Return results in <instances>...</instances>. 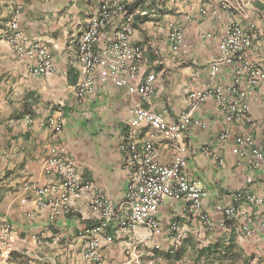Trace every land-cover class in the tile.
<instances>
[{"label": "crops", "instance_id": "obj_1", "mask_svg": "<svg viewBox=\"0 0 264 264\" xmlns=\"http://www.w3.org/2000/svg\"><path fill=\"white\" fill-rule=\"evenodd\" d=\"M238 1L133 0L140 7L132 12L131 21L134 17L141 20L135 22L130 42L142 49L144 58L131 84L137 87L153 73L149 98L96 82L92 94L79 99L75 92L80 78L75 46L101 0H0V222L11 225L10 234L0 227V264H93L83 257L86 231L93 226L86 206L91 194L72 199L74 215L51 221L45 206L56 195H39L37 190L58 184L55 176L45 173L46 158L57 146L74 158L83 181L114 201L120 198L134 171L123 151L128 143L140 150L144 143L151 142L155 159L170 163L172 143L151 127H130L135 105L162 114L166 120H176L192 111L193 92L205 88L225 92L228 86L237 84L246 92L250 119L228 121L213 94L192 111L183 133V174L208 191L206 210L216 223L213 231L192 220L181 202L165 200L157 214L162 229L159 237L145 239L142 228L114 237L111 242L105 241L110 231L96 235L103 264H151L155 246L160 250L178 247L188 235L200 247L207 246L229 233L221 218L212 214L215 202L226 201L227 194L244 189L264 198V160L256 163L248 147H243V155L232 153L239 136L251 137L253 148L263 144L264 82L250 86L245 75L232 65L222 67L213 79L209 74V63L219 54V42L232 23L249 29L252 44L245 57L264 72V0L250 2L245 10L247 19L235 10ZM16 11L21 45L27 48L37 43L46 49L54 65L52 74L31 75L28 66L34 58L13 54L6 39L8 23ZM142 12L147 15L141 16ZM122 23L112 21L98 47L109 42ZM169 24L183 34V46L176 52L167 41ZM205 34L210 37L204 38ZM98 74L95 71L93 77L97 79ZM50 119L62 120L59 132L48 124ZM206 149L221 163L205 157ZM247 180H251L250 185H246ZM248 210L251 216L247 219L243 212ZM260 217H264V208L239 207L237 226L250 222L252 229L246 235L235 228L242 264H264ZM173 219L178 220L176 232L169 229Z\"/></svg>", "mask_w": 264, "mask_h": 264}, {"label": "built area", "instance_id": "obj_2", "mask_svg": "<svg viewBox=\"0 0 264 264\" xmlns=\"http://www.w3.org/2000/svg\"><path fill=\"white\" fill-rule=\"evenodd\" d=\"M253 0H239L236 11L243 19H247L246 8ZM133 0L118 3L114 0H101L98 11L88 20L87 26L79 37L74 51L75 62L80 71V78L76 84L75 92L79 99H85L92 94L96 82L125 88L129 93H136L141 99L149 98L155 75L148 74L136 87L131 84L136 79L140 65L143 61V51L140 47L133 46L130 37L133 32L131 15L127 14L126 6ZM227 5V4H226ZM18 12H14L8 23L6 41L11 46L16 57H33L34 63L28 66V72L34 76L50 75L54 72L52 58L48 51L37 43L24 48L21 45L22 33L17 20ZM141 16L147 15L145 12ZM123 21L115 30L112 39L103 47H98L103 31L112 21ZM167 41L172 51L176 52L183 46V34L174 24L168 25ZM209 38V34L203 35ZM252 38L249 29L239 23H232L219 42V54L209 63V74L213 79L220 69L232 65L236 72L243 73L250 86H257L264 82V72L250 63L245 57L251 48ZM156 64L160 65L157 61ZM98 71L95 79L93 73ZM214 94L218 105L228 121L244 118L249 121V107L246 102V92L237 84L228 86L225 92L216 89H202L191 94L193 111L199 104L206 101ZM192 111L181 114L176 120H166L162 114L144 109L135 105L132 110L130 127H151L164 140L172 143L174 149L170 163L163 164L155 159V152L151 142H146L138 150L135 144L128 143L123 151L129 156V163L133 174L126 184L120 198L116 201L99 193L88 182L82 180L76 170V161L68 155L62 146L51 150L46 158L45 173L53 175L58 181L57 185L43 187L37 190L39 195H56L47 206L49 219L55 221L59 217L74 215L75 211L71 201L82 193H90L86 206L91 212L93 226L86 231L88 238L83 250L85 260L93 264H103L102 253L96 235L110 231L111 235L105 237L106 242H111L114 237L134 232L138 228L145 231V239L159 237L162 229L157 220L159 209L165 200L181 202L184 211L192 219L200 223L207 231H213L216 223L212 215L206 210L208 191L198 183L189 182L184 174L185 168V143L183 133L188 128ZM58 132L62 129V120L50 119L48 122ZM225 136L222 135L221 139ZM254 141L248 136H239L235 139L232 149L234 155H243V147L250 149V154L256 163L264 160V136L260 148H253ZM203 155L214 162L221 160L209 150H204ZM251 180L246 181L250 185ZM226 201H217L213 204L212 214L218 215L222 224L230 222L235 228L250 235L251 223L237 226L239 207L264 208L262 196L249 193L248 190L235 191L226 195ZM41 206H44L40 203ZM245 213V214H244ZM247 219L251 211L243 212ZM249 221V220H248ZM258 225L264 230V217H260ZM0 227L5 234L11 233L8 222H0ZM172 232L178 231V220L173 219L169 225ZM178 239V237H177ZM179 241V239H178ZM178 244V242H177ZM155 246L154 250H160ZM173 248H176L174 245Z\"/></svg>", "mask_w": 264, "mask_h": 264}, {"label": "trees", "instance_id": "obj_3", "mask_svg": "<svg viewBox=\"0 0 264 264\" xmlns=\"http://www.w3.org/2000/svg\"><path fill=\"white\" fill-rule=\"evenodd\" d=\"M139 7L140 3L127 5V14L131 15ZM138 20H141V18L134 17L132 28L136 26L135 22ZM225 224L229 230L226 238L218 239L214 243L200 247L198 242L188 235L179 242L176 248L154 250L152 259L162 261L165 264H178L186 256H189L192 264H242L244 260L236 244L235 225L230 222Z\"/></svg>", "mask_w": 264, "mask_h": 264}, {"label": "rangeland", "instance_id": "obj_4", "mask_svg": "<svg viewBox=\"0 0 264 264\" xmlns=\"http://www.w3.org/2000/svg\"><path fill=\"white\" fill-rule=\"evenodd\" d=\"M149 257H151V256H149ZM151 264H165V263L162 262V261H159V260L153 259V260L151 261ZM178 264H192V263H191V261H190V257H189V256H186V257L184 258V260L181 261V262L178 263Z\"/></svg>", "mask_w": 264, "mask_h": 264}]
</instances>
